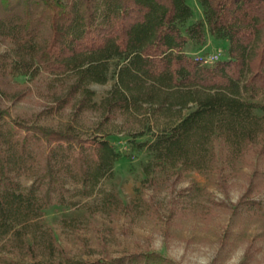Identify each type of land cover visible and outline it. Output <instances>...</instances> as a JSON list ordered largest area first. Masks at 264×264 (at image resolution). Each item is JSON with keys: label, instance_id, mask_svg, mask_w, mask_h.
Masks as SVG:
<instances>
[{"label": "trees", "instance_id": "trees-1", "mask_svg": "<svg viewBox=\"0 0 264 264\" xmlns=\"http://www.w3.org/2000/svg\"><path fill=\"white\" fill-rule=\"evenodd\" d=\"M197 1L204 19L192 23L189 0H0V42L8 47L0 55V264H174L156 253L76 261L58 248L46 211L65 205L71 186L91 197L121 153L73 124L56 130L12 119L3 102L18 100L7 90L17 77L72 82L55 110L73 103L84 112L95 106L90 86L106 84L119 60L101 109L107 119L155 120V139L137 145L156 166L215 172L218 145L235 161L254 146L264 157V105L257 103L264 97V0ZM206 32L229 44L214 66L185 52L190 42L203 47ZM106 204L122 206L115 193ZM251 208L262 209L243 200L236 215L245 220Z\"/></svg>", "mask_w": 264, "mask_h": 264}, {"label": "rangeland", "instance_id": "rangeland-1", "mask_svg": "<svg viewBox=\"0 0 264 264\" xmlns=\"http://www.w3.org/2000/svg\"><path fill=\"white\" fill-rule=\"evenodd\" d=\"M189 4L194 11L190 22L203 20L198 1ZM228 46L206 32L203 47L190 42L185 52L214 66L226 59ZM7 50L0 42V55ZM119 64V60L110 63L106 84L90 86L95 106L84 112L74 109L73 103L55 110L57 99L68 94L72 82L47 74L17 77V85L7 89L18 98L3 102L12 119L56 130L73 124L85 138L107 139L121 153L110 177L91 197L79 196L80 187L71 186L66 204H54L46 211L44 222L55 233L58 248L73 260L88 262L156 253L174 264H264V157L258 155L259 146L235 161L218 145L215 172L209 174L156 166L154 155L137 145L155 139V120L148 122L138 114L107 119L101 109ZM257 103L264 105V97ZM251 183L256 187L248 195ZM110 193L121 200L119 209L106 204ZM243 200L257 201L262 209L244 213L248 220L239 218L235 211Z\"/></svg>", "mask_w": 264, "mask_h": 264}, {"label": "built area", "instance_id": "built-area-1", "mask_svg": "<svg viewBox=\"0 0 264 264\" xmlns=\"http://www.w3.org/2000/svg\"><path fill=\"white\" fill-rule=\"evenodd\" d=\"M203 61H204V59H203ZM204 64H205V62H204Z\"/></svg>", "mask_w": 264, "mask_h": 264}]
</instances>
